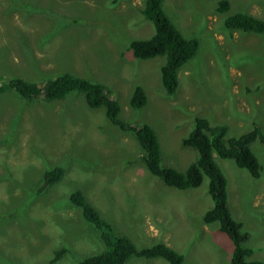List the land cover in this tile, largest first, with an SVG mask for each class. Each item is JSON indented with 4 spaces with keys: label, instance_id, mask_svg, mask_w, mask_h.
Listing matches in <instances>:
<instances>
[{
    "label": "rangeland",
    "instance_id": "obj_1",
    "mask_svg": "<svg viewBox=\"0 0 264 264\" xmlns=\"http://www.w3.org/2000/svg\"><path fill=\"white\" fill-rule=\"evenodd\" d=\"M218 1L163 0L179 32L199 44L177 71L175 92L166 94L159 68L166 58L137 59L128 47L154 31L140 13L142 0H0V83L69 71L111 85L120 119L152 126L160 165L183 171L198 157L182 143L195 116L225 124L226 137L254 125L264 135V29L224 26L234 13L264 21V0H229L223 12ZM136 84L147 102L134 109L128 100ZM250 147L262 167L257 178L232 159L215 161L226 177L229 211L248 233L250 258L264 264V142L255 139ZM141 153L130 133L111 124L103 108L89 109L77 91L32 101L1 91L0 264H76L105 249L101 231L67 201L75 188L137 248L162 241L186 264H229L231 240L218 222L202 220L213 205L207 176L194 188L168 186ZM54 165L63 167V177L46 186L42 173ZM40 184L47 189L36 193ZM62 246L67 252L53 262ZM124 264L167 263L131 255Z\"/></svg>",
    "mask_w": 264,
    "mask_h": 264
},
{
    "label": "trees",
    "instance_id": "obj_2",
    "mask_svg": "<svg viewBox=\"0 0 264 264\" xmlns=\"http://www.w3.org/2000/svg\"><path fill=\"white\" fill-rule=\"evenodd\" d=\"M229 5V0H219L217 11L228 10ZM139 10L144 19L152 22L154 31L148 38L131 39L128 47L133 57L137 59L146 60L160 55L166 58L165 63L159 67L160 82L164 92L172 94L179 85L178 68L195 55L199 46L198 41L194 37L186 38L179 32L165 14L163 0H142V7ZM224 26L233 30L261 32L264 29V21L250 14L234 13L225 18ZM28 51L34 57L30 48ZM49 77L40 81L11 77L0 83V92L10 89L20 98L31 101L39 96L48 100H62L71 92L81 93L89 109L103 108L105 117L111 124L121 132L131 134L142 152L141 159L147 169L168 186L177 189L194 188L200 185L204 175L207 176L208 193L213 205L205 211L202 220L205 223L218 222L219 230L231 240L233 248L229 264H262L261 261L250 258L253 249L245 245L248 233L243 230L242 222L234 219L229 211L226 177L214 157L215 155L223 159H232L235 164L247 169L257 178L262 167L250 147V143L255 139L264 142V135L257 126L254 125L247 133L226 137L225 124H212L205 117L195 116L194 128L182 139V143L196 149L198 157L185 170L179 171L173 167L160 165V145L152 126L145 122L133 124L120 119L121 107L111 85L69 71ZM146 102L144 88L139 84L134 85L128 100L129 106L135 109ZM63 174V167L54 165L43 171L42 180L46 186L52 185L60 182ZM46 189L47 187L40 184L36 193ZM67 201L77 208L87 222L101 231L99 238L105 244L103 251L79 259L76 264H124L131 255L143 258L160 257L167 264H186L180 252L162 241L137 248L126 235L112 231L111 225L91 205L81 189L75 188L68 192ZM67 250L66 246L57 249L52 258L53 262Z\"/></svg>",
    "mask_w": 264,
    "mask_h": 264
},
{
    "label": "clouds",
    "instance_id": "obj_3",
    "mask_svg": "<svg viewBox=\"0 0 264 264\" xmlns=\"http://www.w3.org/2000/svg\"><path fill=\"white\" fill-rule=\"evenodd\" d=\"M131 53H132V52H131ZM180 68H181V67L178 68V71H179ZM214 157H215V156H214ZM165 244H166V243H165Z\"/></svg>",
    "mask_w": 264,
    "mask_h": 264
},
{
    "label": "crops",
    "instance_id": "obj_4",
    "mask_svg": "<svg viewBox=\"0 0 264 264\" xmlns=\"http://www.w3.org/2000/svg\"><path fill=\"white\" fill-rule=\"evenodd\" d=\"M215 156V155H214Z\"/></svg>",
    "mask_w": 264,
    "mask_h": 264
}]
</instances>
